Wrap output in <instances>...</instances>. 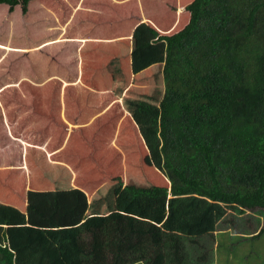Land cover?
<instances>
[{
    "label": "rangeland",
    "instance_id": "1",
    "mask_svg": "<svg viewBox=\"0 0 264 264\" xmlns=\"http://www.w3.org/2000/svg\"><path fill=\"white\" fill-rule=\"evenodd\" d=\"M43 1L47 0L33 1L27 12L21 5L11 11L7 4H0V44L12 48L0 47V213L14 217L41 214L37 204H42L46 215L68 212L84 218L112 210L133 212L188 235L214 231L215 246L223 234L224 238L232 234L222 250L235 248L237 256L240 251L252 252L237 258V264H251L253 248L263 238L242 245L234 235H253L260 227L242 225L230 214L245 221L252 211L194 194L170 198V193L161 196L139 191L151 186L170 189V182L157 167L145 162L147 155H160L165 43H155L157 37L152 36L147 45H130L127 38L133 33L127 23L111 27L121 24L116 20L119 12L113 8L134 0L107 1V5L78 0L82 10L92 9L77 14L73 22L71 9L77 4L73 0H67L66 10L53 4L51 11L56 15L57 10V16L43 8ZM161 1L151 5L148 15L167 21L170 7ZM170 2L176 5V0ZM172 9L171 24L174 5ZM82 16L85 19L79 20ZM108 16L113 20L109 24L103 18ZM99 30L107 34L123 31L129 36L120 44L93 48L86 33L98 35ZM142 32L147 31L143 28ZM63 36L69 40L41 46ZM118 51V57L114 56ZM108 66L112 77L105 72ZM81 123H90L86 136L92 141L84 138ZM124 179L125 184L121 183ZM45 194L47 199L38 201ZM220 209L230 219L225 218L222 227L215 219ZM232 219L235 230L230 228ZM263 222L262 217L261 226ZM218 263L223 262L215 259Z\"/></svg>",
    "mask_w": 264,
    "mask_h": 264
},
{
    "label": "trees",
    "instance_id": "2",
    "mask_svg": "<svg viewBox=\"0 0 264 264\" xmlns=\"http://www.w3.org/2000/svg\"><path fill=\"white\" fill-rule=\"evenodd\" d=\"M30 1L0 4L11 11L21 5L27 12ZM185 9L190 19L175 32L161 34L145 24L146 33L137 30L140 41L135 44L147 45L154 36L155 43L164 41L166 47L160 155H147L145 162L170 181V189L139 191L176 198L194 194L256 213L247 214L245 221L230 217L260 227L253 235L235 231L234 236L242 245L263 238L248 262L264 264V0H192ZM105 72L112 77L110 66ZM37 206L41 214L0 213V264H215V259L237 264L242 253L222 250L232 234H223L215 246L214 231L188 235L133 212L112 210L83 218L68 212L46 215L42 204ZM226 214L216 211L220 227ZM233 219L230 228L235 230Z\"/></svg>",
    "mask_w": 264,
    "mask_h": 264
},
{
    "label": "crops",
    "instance_id": "3",
    "mask_svg": "<svg viewBox=\"0 0 264 264\" xmlns=\"http://www.w3.org/2000/svg\"><path fill=\"white\" fill-rule=\"evenodd\" d=\"M33 1H35V0H33ZM33 1L31 0L29 2V6H28L29 9L31 8V6H32L31 4L33 3ZM107 1H114V0H95V2L103 3V4H106V5H107ZM170 1H172V0H163L161 2L164 3L165 5H168V7H170L171 9L173 8V5H174V8H176L175 9V11H176L175 12V19H174V21H173L172 24H171L172 13L170 11V8H169L170 15H169V18L167 20V21H169V20L170 21H169V24L168 23L166 24L167 21H164L163 20V17H161L159 19V18L155 17L156 15H154V14H152V16H149L148 15L149 8L151 7L152 4H154L156 2V0H147V1H144V0H134V2H130L126 6H122L120 8H117V7H114L113 8L115 11L119 12L118 13L119 15L118 14L116 15V20H118L121 24H118V25L115 24V25H112L111 26V27H118L119 25L121 26L122 24L127 23V25H126L127 28H129L130 29L129 31H132V33H133L132 37L129 36L128 34H126V33H123V31L122 32H115L114 34H112V33H108L107 34L105 31H100L99 30L96 33L98 35H95L94 33L87 32L85 39H87L88 42H92L93 43V48L95 46L96 48H99L100 49L101 46H102V44H105V43H113V42H115L113 44H120L121 40H123V39L126 38V35L129 36L127 38L128 40L126 39L128 41V44H130V45L135 44V40L138 37V35H136V31L137 30H141L140 32H142V29L144 28V24L147 25V26H153L154 28H156L157 30H159L161 34H170L172 32H175L178 29L182 28L188 22V20L190 18V12L187 11L185 9V7L192 0H176V5H175V2L174 3H171ZM49 2H51V3H49ZM73 2H75L77 4H76L75 7H73L74 11H73V9H71L72 10V13H73L72 14V17H71L72 18V22L75 19V17H76L77 14H80L81 12H83L85 14V13H87L85 11H88L89 9L90 10L92 9L91 7H88L87 6V7H85L84 10H82L81 9L82 6L81 5L79 6V3H78L79 1L78 0H73ZM114 2H116V1H114ZM55 3L57 5L59 4V6H61V8L65 9V10H66V6L68 7L67 0H47V1H43V8L48 13H50L51 15L52 14L54 15V13H53L54 11L52 12L51 9L53 10V8H55L53 6V4L55 5ZM165 5H164V7L166 8ZM77 7L80 8L79 11H76L78 9ZM92 7H93V5H92ZM97 7H99V6H97ZM120 11H121V13H120ZM127 12H128V16H126ZM55 13L58 14V11L55 10ZM57 14L54 15V16H57ZM178 14H179V21H178ZM103 18H104V21L107 22V24H109V22H112L113 21L112 18H111V16H108L106 18L103 17ZM83 19H85V18L82 16V19H79V20H83ZM86 20H87L86 21L87 23H90L88 21V19H86ZM177 22H178V24L176 25V27L174 28V30H172L171 32H167V31H170V29H172ZM83 23L86 25L85 22H83ZM104 27H108V25L107 26H104ZM163 28H167V29H163ZM57 40H60V41H68L69 38H67L65 36H63L60 39L54 37L49 42L52 41V43H50V44H53V43H56V42H60V41H57ZM89 45H90V43H89ZM122 51H123V49H122ZM114 54H115L114 56H117L118 57V54H120V52L118 51V52H116ZM102 73H105V72L103 71ZM80 125H83L84 126V127L81 126L83 128L84 138H88L86 136V132L87 131H90L89 130L90 129V123H81ZM83 132L80 135H82ZM110 132L111 133L112 132L114 133L113 128H112V131H110ZM102 134H106V133L105 132H102ZM108 135H109V133H108ZM119 136H120V133H119ZM89 140L92 141L91 139H89ZM71 183L70 184L72 186L73 185V182H71ZM121 183H124L125 184V179L122 180ZM45 196L47 197V194H45ZM38 209H39V207H38Z\"/></svg>",
    "mask_w": 264,
    "mask_h": 264
},
{
    "label": "clouds",
    "instance_id": "4",
    "mask_svg": "<svg viewBox=\"0 0 264 264\" xmlns=\"http://www.w3.org/2000/svg\"><path fill=\"white\" fill-rule=\"evenodd\" d=\"M167 178V177H166ZM167 180H168V178H167ZM169 181V180H168ZM170 182V181H169ZM171 194V193H170ZM172 195V194H171ZM173 196V195H172ZM174 197H176V196H174ZM158 224V223H157ZM159 225V224H158ZM163 227V226H162Z\"/></svg>",
    "mask_w": 264,
    "mask_h": 264
}]
</instances>
